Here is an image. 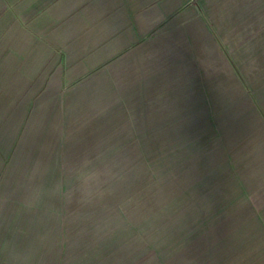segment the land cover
<instances>
[{
	"label": "rangeland",
	"instance_id": "374dc122",
	"mask_svg": "<svg viewBox=\"0 0 264 264\" xmlns=\"http://www.w3.org/2000/svg\"><path fill=\"white\" fill-rule=\"evenodd\" d=\"M249 45L253 78L233 80L248 102L209 107L199 127L185 126L198 97L142 112L111 97L81 117L60 96L25 95L0 264H264V43Z\"/></svg>",
	"mask_w": 264,
	"mask_h": 264
},
{
	"label": "crops",
	"instance_id": "0c3cea01",
	"mask_svg": "<svg viewBox=\"0 0 264 264\" xmlns=\"http://www.w3.org/2000/svg\"><path fill=\"white\" fill-rule=\"evenodd\" d=\"M249 43H264V0H0V191L25 95L60 96L81 117L111 97L135 112L153 97H198L185 126L199 127L209 107L248 102L233 80L253 78Z\"/></svg>",
	"mask_w": 264,
	"mask_h": 264
}]
</instances>
